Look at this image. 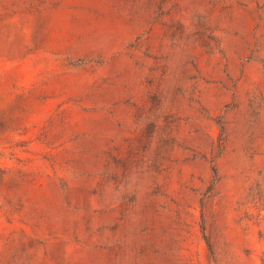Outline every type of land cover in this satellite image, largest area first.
Segmentation results:
<instances>
[{"label": "rangeland", "instance_id": "obj_1", "mask_svg": "<svg viewBox=\"0 0 264 264\" xmlns=\"http://www.w3.org/2000/svg\"><path fill=\"white\" fill-rule=\"evenodd\" d=\"M0 264H264V0H0Z\"/></svg>", "mask_w": 264, "mask_h": 264}]
</instances>
